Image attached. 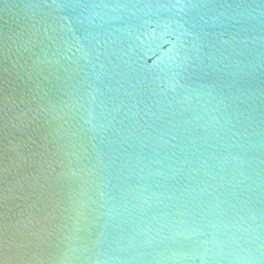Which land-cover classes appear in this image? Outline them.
<instances>
[{"label": "water", "instance_id": "water-1", "mask_svg": "<svg viewBox=\"0 0 264 264\" xmlns=\"http://www.w3.org/2000/svg\"><path fill=\"white\" fill-rule=\"evenodd\" d=\"M0 264H264V0H0Z\"/></svg>", "mask_w": 264, "mask_h": 264}]
</instances>
